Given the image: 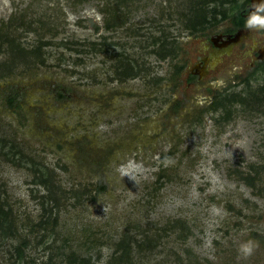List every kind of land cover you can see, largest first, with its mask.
Masks as SVG:
<instances>
[{"label": "rangeland", "instance_id": "374dc122", "mask_svg": "<svg viewBox=\"0 0 264 264\" xmlns=\"http://www.w3.org/2000/svg\"><path fill=\"white\" fill-rule=\"evenodd\" d=\"M197 1L0 0V264H264V29L198 82L248 0Z\"/></svg>", "mask_w": 264, "mask_h": 264}, {"label": "flooded vegetation", "instance_id": "af4514ba", "mask_svg": "<svg viewBox=\"0 0 264 264\" xmlns=\"http://www.w3.org/2000/svg\"><path fill=\"white\" fill-rule=\"evenodd\" d=\"M262 4H264V0H248L244 7L245 9H242L234 18L233 25L229 29L219 31L209 37L208 42H210L211 46L209 56L202 57L191 72V74L193 73L197 76L198 82L202 81L209 73L210 68L220 60L221 54L224 56L228 55L235 46L243 43V38L247 35L246 31L248 29L246 21ZM260 15H264V13H260ZM263 59L264 45L260 46L256 51L254 63ZM203 70L206 72L202 73Z\"/></svg>", "mask_w": 264, "mask_h": 264}, {"label": "trees", "instance_id": "16d2710c", "mask_svg": "<svg viewBox=\"0 0 264 264\" xmlns=\"http://www.w3.org/2000/svg\"><path fill=\"white\" fill-rule=\"evenodd\" d=\"M215 1H218V0H202V1H197V3H198V7H194L193 9L195 10V11H198V13L200 14V16H199V19H200V22H197V23H195V24H193V23H189V25L188 26H190L193 30H196L197 28H202V27H204L205 26V24L208 22V16H207V12H205L204 10H203V7L206 5V4H208V3H212V2H215ZM192 8V7H191ZM213 13L214 14H216V11H215V9H214V11H213ZM109 25L110 24H107V28H110L109 27ZM7 36L6 37H4L5 39H2L1 40V45H0V50H1V46L3 45V43L6 41V43H7V50H9V53L10 54H13L14 52H21V53H25V49H23V48H21L20 47V45H16V41H15V39H10L9 40V38L11 37V36H9L8 34H6ZM9 36V37H8ZM1 39V38H0ZM40 51H41V48H38V47H36V48H34V49H32V50H30V55L31 56H39L40 57ZM14 58L15 57H13L12 56V60L14 61ZM29 58V57H28ZM12 61V62H13ZM15 63V62H14ZM41 63V62H40ZM5 68L7 67V66H4ZM126 70L127 71H125L124 73L125 74H127V76H131V74L133 73L132 71H133V69H131V68H126ZM136 74V73H135ZM134 74V75H135ZM2 75H3V73H2ZM261 91L263 92V98H264V86L262 87V89H261ZM50 179L49 178H47V179H41L40 180V183H41V185H43L44 187H47L48 189H49V183H50V181H49ZM11 211L9 210V209H5L4 208V206L2 205V203L0 202V234L2 235V236H6V237H13L14 236V234H13V231H12V224H11V222H12V218H11ZM56 221V220H55ZM47 222H48V219L46 218V219H41L40 220V223L38 224V226L39 227H41V226H45L46 224H47ZM42 224H44V225H42ZM26 246V243L24 242V243H22L21 245H20V247L17 249L18 250V253L19 252H21V250L24 248ZM126 246H124V247H118V250H122L121 251V254H120V256L117 258V264H129L130 262H128V261H124V257L127 255V251H128V249H124ZM68 257H67V263L68 264H90V262H91V258L90 257H87V258H83L82 256H80L79 254H77L75 251H72L69 255H67ZM50 260H51V258H50Z\"/></svg>", "mask_w": 264, "mask_h": 264}, {"label": "clouds", "instance_id": "9594fccd", "mask_svg": "<svg viewBox=\"0 0 264 264\" xmlns=\"http://www.w3.org/2000/svg\"><path fill=\"white\" fill-rule=\"evenodd\" d=\"M260 13H264V4L256 9V12L251 14L247 19L246 23L249 28L261 30L264 29V15H260ZM199 102V101H198ZM253 242L251 240L247 241L243 245H241L240 251L245 255L249 256L253 252Z\"/></svg>", "mask_w": 264, "mask_h": 264}, {"label": "bare ground", "instance_id": "6f19581e", "mask_svg": "<svg viewBox=\"0 0 264 264\" xmlns=\"http://www.w3.org/2000/svg\"><path fill=\"white\" fill-rule=\"evenodd\" d=\"M203 72H206V71L203 70L202 73H203Z\"/></svg>", "mask_w": 264, "mask_h": 264}, {"label": "water", "instance_id": "95a60500", "mask_svg": "<svg viewBox=\"0 0 264 264\" xmlns=\"http://www.w3.org/2000/svg\"><path fill=\"white\" fill-rule=\"evenodd\" d=\"M256 1V0H255Z\"/></svg>", "mask_w": 264, "mask_h": 264}]
</instances>
